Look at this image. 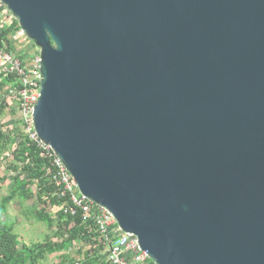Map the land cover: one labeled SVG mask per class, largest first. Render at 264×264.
<instances>
[{"label": "water", "instance_id": "obj_1", "mask_svg": "<svg viewBox=\"0 0 264 264\" xmlns=\"http://www.w3.org/2000/svg\"><path fill=\"white\" fill-rule=\"evenodd\" d=\"M1 2L82 195L154 264H264V0Z\"/></svg>", "mask_w": 264, "mask_h": 264}, {"label": "built area", "instance_id": "obj_2", "mask_svg": "<svg viewBox=\"0 0 264 264\" xmlns=\"http://www.w3.org/2000/svg\"><path fill=\"white\" fill-rule=\"evenodd\" d=\"M15 21L10 10L0 0V31L13 27L7 38L1 40L0 45V81H3L0 89L1 101L10 108L13 121L17 122L15 125L21 134L35 143L41 156L48 161L46 175L55 187L54 194L61 198L62 202L58 206L47 208L55 207L56 211L61 210L67 216H74L80 211L82 222H88L87 238L102 245L99 252L107 264H154L146 251L140 248L137 236L124 232L107 209L81 194L63 162L51 146L39 138L32 118L34 106L41 95L39 47L24 33L18 23H14ZM9 126L10 129L14 128L13 123ZM5 156L6 160H13L10 153ZM53 217L57 220L56 215ZM52 230L57 231V226L54 225ZM54 240L60 241L58 237ZM88 243L89 241L84 239L75 240L65 251H84L89 247ZM73 259L74 264H80L79 254L74 255Z\"/></svg>", "mask_w": 264, "mask_h": 264}, {"label": "trees", "instance_id": "obj_3", "mask_svg": "<svg viewBox=\"0 0 264 264\" xmlns=\"http://www.w3.org/2000/svg\"><path fill=\"white\" fill-rule=\"evenodd\" d=\"M12 29L13 27H9L0 31V45L1 40L6 39ZM2 84L3 81H0V89ZM5 105L6 103L1 101L0 113ZM12 123L14 128L10 129L9 125ZM15 124L16 121L0 120L1 147L8 150L13 146L10 151L13 160L7 163V168L14 172L11 178L12 188L0 199V264H42L49 255L56 253L60 254L58 255L60 261L49 264H74V259L63 252L79 239L89 241L90 244L81 252L80 264H107L99 252L102 245L87 238L88 222H82L80 211L74 216H67L61 210H57L55 213L57 220L48 212L47 207L58 206L62 202V199L54 194L55 187L46 175L48 161L41 156L36 144L22 135ZM32 184L37 185L38 189H35V192L31 189ZM17 198L30 203L31 199H34L31 208L34 209L36 219L45 223L50 230L54 225L58 230H52L51 236L44 241L22 243L14 231V223L2 217L8 204ZM52 235L58 237L60 241H55Z\"/></svg>", "mask_w": 264, "mask_h": 264}, {"label": "rangeland", "instance_id": "obj_4", "mask_svg": "<svg viewBox=\"0 0 264 264\" xmlns=\"http://www.w3.org/2000/svg\"><path fill=\"white\" fill-rule=\"evenodd\" d=\"M1 95L2 92H0V103L2 99ZM12 114L13 113L11 112L10 108L7 105H5L3 107L2 112L0 113V120H7V122L9 121L11 122L13 121ZM12 148L8 150H3L0 143V199L2 196L9 193L13 184L11 179L13 176L12 175L13 171L7 168L9 161L6 160V156H5L6 153H10ZM31 187H32L31 189H33V192H35V189H38L36 184H32ZM33 201L34 199H31V203H33ZM31 203L30 201L24 202L23 200L17 198L13 202L8 204L6 213L2 214L3 219L8 220L9 222L12 221L14 223L15 233L18 235L20 241L26 244H30L36 241H44L47 237L51 236L52 233V230H50L45 225V223L36 219L34 215V209L31 208ZM47 209L52 216L55 215L54 214L56 213L55 207L54 208L50 207ZM52 237L53 239L57 238L53 235ZM81 252L82 250H80V253ZM63 253L68 254L70 258L78 254L77 251H74V253L65 251ZM59 261L60 258L57 257V254H51L44 261H42V264H49L53 262L56 263Z\"/></svg>", "mask_w": 264, "mask_h": 264}, {"label": "crops", "instance_id": "obj_5", "mask_svg": "<svg viewBox=\"0 0 264 264\" xmlns=\"http://www.w3.org/2000/svg\"><path fill=\"white\" fill-rule=\"evenodd\" d=\"M64 252H65V251H64ZM56 254H57V257H58L59 254H58V253H56ZM78 254H79L80 256H82V253L78 252ZM72 258H73V257H72Z\"/></svg>", "mask_w": 264, "mask_h": 264}]
</instances>
